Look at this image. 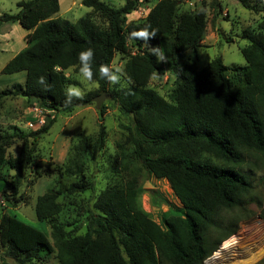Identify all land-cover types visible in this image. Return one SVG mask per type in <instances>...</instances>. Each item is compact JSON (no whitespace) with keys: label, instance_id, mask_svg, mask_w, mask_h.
Returning a JSON list of instances; mask_svg holds the SVG:
<instances>
[{"label":"trees","instance_id":"16d2710c","mask_svg":"<svg viewBox=\"0 0 264 264\" xmlns=\"http://www.w3.org/2000/svg\"><path fill=\"white\" fill-rule=\"evenodd\" d=\"M149 1L126 0L123 7L114 8L100 0H84L92 12L75 23L59 16V0L20 1L16 14L0 15V26L18 22L30 31L26 47L1 71L4 75L25 72V84L15 83L1 95L23 97L46 113L44 125L34 131L0 133V190L16 204L14 198L34 163L39 142L58 116L91 106L95 97L108 92L127 119L113 170L132 173L138 167L167 180L181 206H171L157 222L143 209L139 178L132 177L97 194L87 212L85 232L77 234L72 224L67 230L62 217L73 211L74 195L93 191L94 183L73 182L66 193L49 189L37 198L35 213L50 232L0 212V245L6 257L0 264H11L10 260L33 264L52 255L59 264H203L250 214L245 202L255 187L244 167L248 162L255 165L249 158L264 162V2L237 0L249 12L261 15L255 28L241 34L248 43L241 49L246 67L231 68L216 58L198 69L181 59L202 46L206 10L182 11L185 0H158L146 18L128 20ZM222 11L219 3L218 12ZM92 14L104 16L107 27L96 23ZM144 29L149 32L147 39L133 35ZM156 47L164 61L152 53ZM89 48L94 51L91 65L98 88L65 103L70 82L66 71H79V53ZM117 53L126 56L128 84L111 88V83L99 78V68H112ZM165 71L175 78L168 99L150 86L152 77ZM230 71L241 75L237 90ZM105 108L98 109L97 134L73 146L67 162L56 167L58 174H83L86 164L104 149ZM18 141L22 142L19 154L9 156L8 147ZM4 170L13 172L10 180ZM235 211V216L227 217ZM226 221L228 228L223 225ZM215 232L221 233L216 242L211 240Z\"/></svg>","mask_w":264,"mask_h":264},{"label":"rangeland","instance_id":"374dc122","mask_svg":"<svg viewBox=\"0 0 264 264\" xmlns=\"http://www.w3.org/2000/svg\"><path fill=\"white\" fill-rule=\"evenodd\" d=\"M20 1L26 0H0V14H16L18 12L17 4ZM83 1L60 0L61 11L59 16L72 23L77 22L82 17H86L92 12V9L85 6ZM100 1L114 8H121L124 6L126 0ZM157 1L150 0L144 5L149 10ZM197 1L196 8L201 7L206 10L208 19L207 33L202 42V46L197 50L187 51L181 60L194 63L198 69H203L212 60L222 58L223 63L231 68H245L247 63L241 49L248 43L241 39V34L247 28H255L256 22L260 20L261 15L249 12L237 0ZM262 1L264 2V0ZM219 3H222V12H218ZM192 9L193 7H190V3H187V0L181 5L182 11ZM136 13V11L131 13L128 16V20L133 21L137 17ZM92 16L93 20L100 26L107 27V20L104 16L101 14H92ZM5 31L12 32L11 37L7 41L3 40L5 44H10V49L2 48L0 51V133H29L41 127V121H44L46 113H41L39 107L32 106L23 97L1 95L3 90L12 88L15 83L24 85L26 79L24 72L12 75H4L1 73L5 65L15 55V52L22 50L19 47L25 42L27 43V37L25 38V42L23 39L26 30L20 24L16 23L11 28L5 30L0 28V34H4ZM144 48L149 49L150 47L144 46ZM126 60V56L121 53L115 55L112 69L119 68L121 70V83L115 85L110 84L111 88L116 86L123 87L128 84L124 72ZM66 75L70 81L67 88L70 85L76 86L81 89L82 95L96 91L98 88L96 83L92 84L83 80L79 71L69 69L66 71ZM228 75L233 80L235 89H239L242 85L239 71L237 73L230 71ZM174 79L168 71H165L163 74L153 76L150 80V86L160 95L168 99L173 89ZM102 106L106 107L103 117V123L107 130L106 144L97 157L86 164L84 173L79 176L66 177L58 174L56 167L67 162L73 146L83 137H93L97 134L99 113L95 102L91 106L77 108L71 114L58 116L49 133L39 142L34 163L26 170L22 186L14 198L18 202L13 204V201H7L0 190L1 213L14 215L43 231L50 232L47 224L39 222L36 217L35 206L37 198L49 189H57L66 193V189L73 182L90 181L95 185L94 190L75 194V200L72 199L75 204L73 211L68 210L67 214L62 217V220L66 223L67 230L71 228L70 225L72 224L75 230H77V234H83L86 228L85 221L87 212L92 207L97 194L109 185L124 184L136 176L139 178L142 191L140 194V203L143 209L154 220L158 222L161 214L171 206H181L178 199L174 196L167 180L157 179L152 175H148L138 167L132 173H115L112 161L119 153L117 145L124 141L126 131L123 126L127 124V119L112 102V98L104 101ZM34 108H37V110ZM50 115L53 117L55 113L50 112ZM21 146L22 142L18 141L8 147L9 156L18 155ZM249 161L255 164L254 166H250L248 162L244 167V171L251 174L252 183L255 187L252 198H249L245 202V205H247L251 212L248 217L240 222L238 231L226 239L233 241L225 249L224 254L216 259L217 262L215 264H264V162L257 161L255 158H249ZM3 172L7 179L10 180L13 172L8 170H4ZM10 197L12 198V196ZM65 198L63 200L67 203L69 199ZM237 213L238 211H235L231 215L227 214V217L231 218L232 215L235 216ZM223 225L227 228L230 227L228 221ZM220 234L219 232L212 233L211 240L216 242ZM50 238L53 241L52 236ZM226 240L218 245L217 250L203 264H206L208 260L215 256L216 252L220 251ZM4 249L0 245V259H6ZM10 262L11 264H17L12 260ZM33 264H59V262L52 255L44 261H35Z\"/></svg>","mask_w":264,"mask_h":264},{"label":"clouds","instance_id":"9594fccd","mask_svg":"<svg viewBox=\"0 0 264 264\" xmlns=\"http://www.w3.org/2000/svg\"><path fill=\"white\" fill-rule=\"evenodd\" d=\"M133 35L147 39L149 37V32L147 31V29H144V30H141L140 32L133 33ZM151 35L155 36V32H153ZM151 51L154 55L157 56L159 61L165 60V56L162 50L159 49L158 47L152 48ZM93 56H94V51L91 48L79 53L80 75L83 78V80H86L92 84L96 83V81L93 80V72H92V65H91ZM120 71L121 70L119 68H116L115 70H113L108 65H101L99 68V78L102 80H107L109 83L113 85L119 84L121 83ZM38 82L42 84L44 82V78L41 77ZM66 95L68 99L65 101V103H70L73 97L78 98V99L81 98V95H82L81 89L76 86L70 85L67 88Z\"/></svg>","mask_w":264,"mask_h":264},{"label":"crops","instance_id":"0c3cea01","mask_svg":"<svg viewBox=\"0 0 264 264\" xmlns=\"http://www.w3.org/2000/svg\"><path fill=\"white\" fill-rule=\"evenodd\" d=\"M198 1L197 0H187V3H190V7H193V9L192 10H194V7L196 8V3H197ZM59 3H60V0H59ZM148 7L146 6V5H141L140 6V9L137 11V17L134 19V20H138V19H144V18H146V16H147V14H148V9H147ZM60 11H61V9H60ZM141 11H144L145 12V14L142 16L141 15ZM60 13V12H59ZM1 15V14H0ZM16 23H18V22H16ZM16 23H8V24H4V25H2V26H0V28L2 29H7V28H11V26L12 25H14V24H16ZM19 24V23H18ZM12 32V31H11ZM11 32H6L5 31V33L4 34H0V51L2 50V48H4V49H10L9 48V43H6L5 44V42L4 41H7V39H9L11 36ZM30 33V31H27L26 30V33H25V36H24V42H25V38L27 37V35ZM4 40V41H3ZM10 41V40H9ZM26 45H27V43L25 42L23 45H21L20 47H19V49H24L25 47H26ZM19 52H15V55H17ZM14 55V56H15ZM14 56H12V58L14 57ZM11 58V59H12ZM22 73V72H21ZM25 73V72H24ZM17 74V73H16ZM26 74V73H25ZM5 250V249H4ZM5 252V251H4Z\"/></svg>","mask_w":264,"mask_h":264},{"label":"bare ground","instance_id":"6f19581e","mask_svg":"<svg viewBox=\"0 0 264 264\" xmlns=\"http://www.w3.org/2000/svg\"><path fill=\"white\" fill-rule=\"evenodd\" d=\"M232 241H233V240H226V241L223 243V245H222L220 251L216 252V253H215V256H214L212 259L208 260V261L206 262V264H215V263L217 262L216 259H218L219 256H221L222 254H224L225 249L228 248V247L231 245ZM233 243H234V242H233ZM229 252H231V251L229 250ZM227 254H228V253H227ZM230 254H231V253H230ZM230 254H229V255H230Z\"/></svg>","mask_w":264,"mask_h":264},{"label":"water","instance_id":"95a60500","mask_svg":"<svg viewBox=\"0 0 264 264\" xmlns=\"http://www.w3.org/2000/svg\"><path fill=\"white\" fill-rule=\"evenodd\" d=\"M109 99H111V95H109V94L104 92L101 95L95 97L93 99V101L96 103V108L100 109L102 104H103V102L106 101V100H109Z\"/></svg>","mask_w":264,"mask_h":264},{"label":"built area","instance_id":"2783aa9c","mask_svg":"<svg viewBox=\"0 0 264 264\" xmlns=\"http://www.w3.org/2000/svg\"><path fill=\"white\" fill-rule=\"evenodd\" d=\"M144 14H145V12L144 11H141V15L143 16ZM34 109L37 110V108H34ZM41 113H44V112L41 110ZM41 123H42V125H44L45 119H44V121H41Z\"/></svg>","mask_w":264,"mask_h":264}]
</instances>
